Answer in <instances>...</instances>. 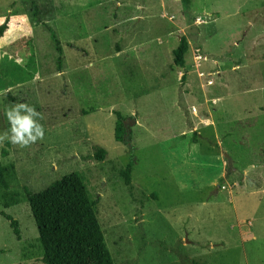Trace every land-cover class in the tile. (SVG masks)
<instances>
[{
  "label": "rangeland",
  "instance_id": "374dc122",
  "mask_svg": "<svg viewBox=\"0 0 264 264\" xmlns=\"http://www.w3.org/2000/svg\"><path fill=\"white\" fill-rule=\"evenodd\" d=\"M43 23L61 47L60 68ZM0 134L27 103L43 140L12 165L0 264H42L24 199L80 176L114 264H264V0H0ZM180 36L184 66L172 63ZM134 120L129 142L116 117ZM96 148L104 158L92 157ZM130 186L118 172L129 161Z\"/></svg>",
  "mask_w": 264,
  "mask_h": 264
},
{
  "label": "trees",
  "instance_id": "16d2710c",
  "mask_svg": "<svg viewBox=\"0 0 264 264\" xmlns=\"http://www.w3.org/2000/svg\"><path fill=\"white\" fill-rule=\"evenodd\" d=\"M179 2L182 10L186 11L189 0H179ZM46 12L44 6L35 1L31 2L30 18L33 23L41 24L48 33L57 54L55 62L59 72L61 47L53 30L41 20ZM4 29L5 24L0 26V34ZM187 50V40L184 36H180L177 46L171 51L174 66L179 68L184 66V54ZM114 114L116 117L114 138L118 142H126L122 123L124 118L118 113ZM126 138L129 142V132ZM129 154V161L118 172L128 188L134 163L132 149H129ZM104 155V150L96 148L92 157L101 161ZM11 175L12 165L0 164V187L5 191L3 197L7 198L4 207L12 203L8 202V199L15 198V194L12 195L7 191L9 187L7 180ZM24 199L36 228L42 264H114L96 218L95 201L88 196L79 175L69 173L38 192L25 191ZM0 215L8 221L14 236L18 238L16 222L2 212Z\"/></svg>",
  "mask_w": 264,
  "mask_h": 264
},
{
  "label": "clouds",
  "instance_id": "9594fccd",
  "mask_svg": "<svg viewBox=\"0 0 264 264\" xmlns=\"http://www.w3.org/2000/svg\"><path fill=\"white\" fill-rule=\"evenodd\" d=\"M9 129L0 134V144L5 140L20 148H26L43 140L44 126L39 122L44 117L27 103H13L5 111Z\"/></svg>",
  "mask_w": 264,
  "mask_h": 264
},
{
  "label": "water",
  "instance_id": "95a60500",
  "mask_svg": "<svg viewBox=\"0 0 264 264\" xmlns=\"http://www.w3.org/2000/svg\"><path fill=\"white\" fill-rule=\"evenodd\" d=\"M122 123H123V127L125 129L124 139L126 142H128V139L126 138V136H127V133L129 132V128L126 129V124L128 123L127 125L130 126V125L134 124V120L130 119V118H126L122 121Z\"/></svg>",
  "mask_w": 264,
  "mask_h": 264
}]
</instances>
